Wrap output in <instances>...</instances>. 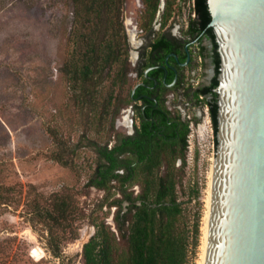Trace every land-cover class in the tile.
I'll list each match as a JSON object with an SVG mask.
<instances>
[{
  "label": "rangeland",
  "instance_id": "rangeland-1",
  "mask_svg": "<svg viewBox=\"0 0 264 264\" xmlns=\"http://www.w3.org/2000/svg\"><path fill=\"white\" fill-rule=\"evenodd\" d=\"M71 2L0 0V183H21L24 191L32 184L35 193L45 197L68 189L79 208L74 223L78 237L64 241L61 254L56 256L48 247L46 231L32 227L23 205H0V264H86L83 247L95 233V223L105 221L112 227L115 225L117 206L109 203L120 194L87 186V183L98 158L93 141L106 143L109 140L111 146L117 133L126 135L128 127L123 120L129 116L126 108L130 104L124 99L136 83V77L130 75V71L126 83L116 84L114 75L120 65L117 64L111 77L98 86L100 93H93L84 103L79 100L80 96L77 98L79 90L72 87L62 71L76 38L72 33L75 21L69 12ZM192 9L193 0H175L167 28L177 31L185 26ZM156 16L154 27L160 32L163 26H160L161 18L156 21ZM148 18L142 0H125L120 20L126 39L118 27L114 37L120 40L121 47L129 46L127 56L131 70L136 49L130 41V31L138 26L136 35L139 41L146 43L151 31L143 25ZM207 68L197 64L194 83L204 80ZM112 91L119 96L111 106L114 115L112 112L102 119L100 111ZM169 104L174 110L183 109L192 116H199L190 126L187 165L180 193L189 199L192 188L198 189V197L193 194L190 199V212L201 211L204 217L217 150L211 118L207 107L188 98H172ZM120 118L122 123H118ZM57 155L69 160V164L54 159ZM182 163L183 159L178 157L177 165ZM163 171L164 168L161 173ZM131 189L135 193L140 190L138 184ZM82 208L88 214L84 218ZM36 247L43 250L41 256L33 251ZM200 257L199 246L192 264H199Z\"/></svg>",
  "mask_w": 264,
  "mask_h": 264
},
{
  "label": "trees",
  "instance_id": "trees-1",
  "mask_svg": "<svg viewBox=\"0 0 264 264\" xmlns=\"http://www.w3.org/2000/svg\"><path fill=\"white\" fill-rule=\"evenodd\" d=\"M174 1L166 0L163 25L172 16ZM143 2L149 14L143 26L151 30L160 0ZM124 4L125 0H72L69 3V12L75 21L72 33L76 38L62 71L69 77L72 87L79 90L77 98L80 96L78 99L83 103L93 93H100L98 86H102L111 77L117 64L120 65L115 71L114 82H127L131 71L127 56L129 46L121 47L120 40L114 37V30L118 27L126 39L124 25L120 20ZM194 10L197 13L196 28L208 30L215 39L212 28L208 26L212 17L208 0H195ZM163 39L162 36L158 38V43H163ZM220 64L215 63L216 75L212 85L202 90L212 95L205 100L210 108L216 144L219 104L218 93L213 88L219 83ZM131 94L130 90L124 99L126 104L132 102ZM118 98L112 91L105 99L100 111L102 119L111 115V106ZM115 137L116 141L111 146L109 140L106 143L93 141L98 158L87 186H96L110 193L117 192L120 196L109 203L117 206L114 227L105 221H97L95 233L85 242V263L192 264L201 245L203 214L201 211L194 214L190 212V199L193 194L198 197V189L192 188L189 199L180 193L187 165V137L179 149L165 140H156L152 146L146 147L150 154L141 151L138 137L120 133ZM178 157L183 159L180 165H177ZM54 159L69 164V160L60 155ZM162 168L164 171L161 173ZM135 184L140 188L137 193L131 189ZM34 189L32 184L24 191L21 183H0V205H23L24 214L32 227L46 231L49 249L59 256L63 242L78 237L74 226L78 218V205L68 189L50 197L35 193ZM81 214L82 218L88 215L83 208Z\"/></svg>",
  "mask_w": 264,
  "mask_h": 264
},
{
  "label": "water",
  "instance_id": "water-1",
  "mask_svg": "<svg viewBox=\"0 0 264 264\" xmlns=\"http://www.w3.org/2000/svg\"><path fill=\"white\" fill-rule=\"evenodd\" d=\"M208 6L221 64L205 264H264V0Z\"/></svg>",
  "mask_w": 264,
  "mask_h": 264
},
{
  "label": "flooded vegetation",
  "instance_id": "flooded-vegetation-1",
  "mask_svg": "<svg viewBox=\"0 0 264 264\" xmlns=\"http://www.w3.org/2000/svg\"><path fill=\"white\" fill-rule=\"evenodd\" d=\"M165 5L166 0H160L156 13V21L161 18L162 31H157L160 29L154 27L153 20L146 43L140 40L138 45L134 44L130 34V41L136 49L134 50L136 58L132 54L134 65L130 75L136 77V83L131 88L133 100L126 108L130 113L123 123L128 127L126 135L138 137L141 151L146 154H150L146 151V147L152 146L156 140L159 142L165 140L179 149L185 136L188 141L191 122L199 118L197 114L192 116L183 109L174 110L169 104L172 98L185 97L195 104L207 107L211 118L205 98H211L212 95L202 90L212 85L216 75L215 63H221L219 46L215 45L218 41L213 27L208 24L215 34V39L208 30L196 28L195 0L189 20L177 31L167 28L170 26L168 23L163 25L162 10L165 9ZM137 28L138 26L134 27L135 30ZM141 30L143 31V28ZM161 36L164 42L158 43L157 40ZM198 63L208 68L204 80L196 84L194 79ZM216 87L213 91H216ZM198 91H201V94H197ZM118 123H122L121 118Z\"/></svg>",
  "mask_w": 264,
  "mask_h": 264
},
{
  "label": "bare ground",
  "instance_id": "bare-ground-1",
  "mask_svg": "<svg viewBox=\"0 0 264 264\" xmlns=\"http://www.w3.org/2000/svg\"><path fill=\"white\" fill-rule=\"evenodd\" d=\"M131 34V39L133 41L134 44L138 45L140 43L135 29L130 31ZM134 51V50H133ZM136 56V52H133V57ZM136 58V57H135ZM128 118V116H127ZM208 118H207V122H208ZM127 122V121H126ZM215 161V160H214ZM214 167V164H213ZM213 168L212 171L210 172V181L209 183V187L207 189V195H206V210H205V214L203 217V223H202V243L200 245L201 247V257H200V262L199 264H205V258H206V253H207V243H208V238H209V220H210V205H211V184L213 183ZM36 249V254L37 255H42L43 254V250L41 248H34Z\"/></svg>",
  "mask_w": 264,
  "mask_h": 264
}]
</instances>
